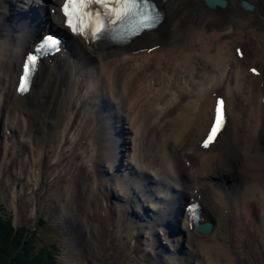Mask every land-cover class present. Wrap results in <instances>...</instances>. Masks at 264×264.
Returning a JSON list of instances; mask_svg holds the SVG:
<instances>
[{
  "label": "bare ground",
  "instance_id": "bare-ground-1",
  "mask_svg": "<svg viewBox=\"0 0 264 264\" xmlns=\"http://www.w3.org/2000/svg\"><path fill=\"white\" fill-rule=\"evenodd\" d=\"M60 1L0 0V185L2 172L18 165L14 198L29 183L39 191L55 148L63 161L55 179L69 184L57 198L66 203L60 217L87 264H105L115 234L133 237L134 250L154 264H264V30L247 28L264 23V0H245L252 12L243 0H226L225 9L152 0L163 17L156 30L93 52L71 38L63 56L41 67L32 96L20 99L21 61L42 31L62 29L48 14ZM199 54L211 64L202 76L193 64ZM254 64L259 77L250 74ZM219 95L229 132L206 149ZM18 146L29 151L25 161L15 156ZM191 198L204 205L212 233L190 232L187 219L178 225ZM149 203L157 211L144 223ZM156 234L171 254L184 253L165 258Z\"/></svg>",
  "mask_w": 264,
  "mask_h": 264
},
{
  "label": "rangeland",
  "instance_id": "rangeland-1",
  "mask_svg": "<svg viewBox=\"0 0 264 264\" xmlns=\"http://www.w3.org/2000/svg\"><path fill=\"white\" fill-rule=\"evenodd\" d=\"M247 28H252L257 31H262L264 30V23L259 21H256L254 23H249ZM211 43H213L211 51H215L216 43L214 41H212ZM197 48L200 49L199 46ZM197 58L193 62V64L194 66H196L198 70V75L202 76L203 73H206L207 69L211 67V64L208 62L207 57H203L199 54ZM254 67L260 68L259 65L257 64L256 65L254 64ZM0 135H1V129H0ZM1 138L2 135L0 136V139ZM13 143L16 144V141ZM15 147H17V145ZM19 147L20 146H18L16 151L15 148L13 147L10 148L8 154L9 159L12 157L10 161L13 158H15V156L17 160H19L20 162L25 161L26 158H28L29 155L28 149L26 147H20V148ZM67 148H70V146H67ZM54 149H51V151L49 152V156H50L49 160H51V166L48 168L47 171L48 176L43 181L39 191H37L39 187L37 188L34 186L33 183H29L28 185L24 186L23 190H20V194L16 200L14 198L15 196L14 193L19 190V185L18 182H15L14 178L22 177L17 175L19 172V168H18L19 166L15 165L16 166L15 168L14 166H12L9 168L7 172L6 171L4 173L2 172L1 175L3 182L0 185V205L4 207L5 211L8 214L10 213L13 214L16 226H20V225L28 226L29 232L27 233V237L28 236L32 237L34 235L33 232L35 230V225L41 226L39 220L44 219L46 224L38 232L39 233L38 244L40 246L56 244L59 250L58 253L59 264H87L86 258L84 257L86 251L81 252V250L77 249V247L75 246V241L74 239H72L74 237L72 236V234L69 233V225L65 223L62 217H60L59 210H61V208L59 206L60 204L66 206V203L57 200V198L59 196L60 191L68 187L69 184H68V177L66 176L63 177L62 180L55 179L57 178L58 172L61 170L60 166L63 164L62 163L63 161L57 163V160H55L56 153ZM13 150L15 151V154L18 153L16 155L14 154L15 155L14 157H13V152H14ZM71 153L72 152L68 150L64 154L65 156L64 159L66 162L69 161ZM2 154H3V150H2ZM66 173H67L66 175L70 174L67 171ZM41 201L42 203H40ZM149 206L151 211H155V208L153 206L151 205ZM137 211L139 213L141 212V210L139 209H137ZM205 211L206 209L204 207V212ZM158 231L161 232L160 230ZM146 237H148V233L146 234ZM156 237L160 238L161 236L156 234ZM171 237L168 236L167 238L169 239ZM177 237L178 235L174 236V238ZM160 239L162 242H165L162 240L163 239L162 237ZM146 242L149 244L146 246V250L150 251V247L152 250L153 245L151 244V242L149 240ZM168 244L170 243L165 242L166 250L163 254L165 258H169V256H174L177 258L184 253L181 252L179 254H171L170 252L172 251L167 249ZM134 246H135L134 239L130 235H125L124 237H120V235H116V234L112 235L110 242L106 247L107 259L105 264H154L151 258L147 260L146 257L145 259L140 255L138 250L135 251ZM95 257L97 259H100L98 252H96ZM171 264H182V263L178 259V260H172Z\"/></svg>",
  "mask_w": 264,
  "mask_h": 264
},
{
  "label": "snow or ice",
  "instance_id": "snow-or-ice-1",
  "mask_svg": "<svg viewBox=\"0 0 264 264\" xmlns=\"http://www.w3.org/2000/svg\"><path fill=\"white\" fill-rule=\"evenodd\" d=\"M93 6H97L103 14L101 11H94ZM62 11L66 17L67 27L75 34L90 36H99L106 30L107 25L117 22L134 21L137 29L148 30L160 19L151 0H66ZM59 44L57 38L46 37L35 53L26 58L18 89L20 92L28 90L31 78L38 67L39 58L45 52L58 51ZM224 123V102L221 100L217 104L215 121L203 147L208 148L215 142Z\"/></svg>",
  "mask_w": 264,
  "mask_h": 264
},
{
  "label": "trees",
  "instance_id": "trees-1",
  "mask_svg": "<svg viewBox=\"0 0 264 264\" xmlns=\"http://www.w3.org/2000/svg\"><path fill=\"white\" fill-rule=\"evenodd\" d=\"M41 223L45 226L44 220ZM40 228L27 238L28 227H16L13 217L0 205V264H59L56 244H38Z\"/></svg>",
  "mask_w": 264,
  "mask_h": 264
},
{
  "label": "water",
  "instance_id": "water-1",
  "mask_svg": "<svg viewBox=\"0 0 264 264\" xmlns=\"http://www.w3.org/2000/svg\"><path fill=\"white\" fill-rule=\"evenodd\" d=\"M203 2L209 9H217V8L225 9L227 7L226 0H203ZM241 7L246 12H252L254 10V5L247 1H242ZM210 231H211V225L209 224H205L200 229V232L202 233H209Z\"/></svg>",
  "mask_w": 264,
  "mask_h": 264
}]
</instances>
